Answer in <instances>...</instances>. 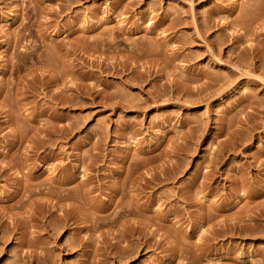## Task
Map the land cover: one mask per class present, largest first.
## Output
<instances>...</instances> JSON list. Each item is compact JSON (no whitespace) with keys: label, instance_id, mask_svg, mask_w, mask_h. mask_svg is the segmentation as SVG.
Masks as SVG:
<instances>
[{"label":"rangeland","instance_id":"rangeland-1","mask_svg":"<svg viewBox=\"0 0 264 264\" xmlns=\"http://www.w3.org/2000/svg\"><path fill=\"white\" fill-rule=\"evenodd\" d=\"M0 264H264V0H0Z\"/></svg>","mask_w":264,"mask_h":264},{"label":"bare ground","instance_id":"bare-ground-1","mask_svg":"<svg viewBox=\"0 0 264 264\" xmlns=\"http://www.w3.org/2000/svg\"><path fill=\"white\" fill-rule=\"evenodd\" d=\"M220 174V173H219ZM18 214H16V216H17ZM28 218V217H27ZM29 218H30V216H29ZM128 232L131 234V235H133V234H135L136 232H137V230H136V228H134V227H132V228H130V229H128ZM127 232V233H128ZM141 233V232H140ZM117 242H119V240H117ZM117 244V243H116ZM127 244V245H126ZM129 241H126L125 242V246L126 247H128L129 245ZM178 251V250H177ZM177 251H175V253L177 252ZM178 253V252H177Z\"/></svg>","mask_w":264,"mask_h":264}]
</instances>
